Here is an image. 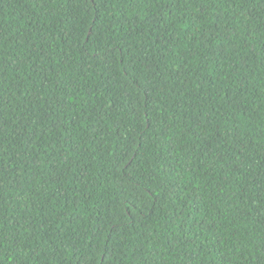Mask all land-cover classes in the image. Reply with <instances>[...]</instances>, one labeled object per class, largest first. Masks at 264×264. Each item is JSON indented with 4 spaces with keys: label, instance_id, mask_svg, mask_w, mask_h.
Instances as JSON below:
<instances>
[{
    "label": "trees",
    "instance_id": "16d2710c",
    "mask_svg": "<svg viewBox=\"0 0 264 264\" xmlns=\"http://www.w3.org/2000/svg\"><path fill=\"white\" fill-rule=\"evenodd\" d=\"M0 264H264V0H0Z\"/></svg>",
    "mask_w": 264,
    "mask_h": 264
}]
</instances>
